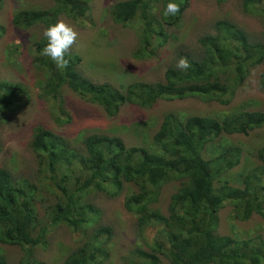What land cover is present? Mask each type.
I'll return each mask as SVG.
<instances>
[{
  "label": "trees",
  "instance_id": "1",
  "mask_svg": "<svg viewBox=\"0 0 264 264\" xmlns=\"http://www.w3.org/2000/svg\"><path fill=\"white\" fill-rule=\"evenodd\" d=\"M92 1L53 0L48 9L16 10L12 25L44 31L63 18L83 22L91 14ZM226 1L217 0L219 4ZM169 2L126 0L113 2L107 9L115 24H134L141 30L132 54L136 61L157 58L159 48L178 40L167 29L183 22L190 0H174L180 5L176 16L164 14ZM242 6L247 14L264 18V0H243ZM3 30L0 27V33ZM37 37L31 56L42 77L35 94L63 125L72 121L62 110L66 90L102 109L108 118L117 117L125 106L151 109L161 101L190 98L229 106L252 71L264 67V43L255 42L226 20L218 21L191 51L177 49L175 63L161 81L121 87L87 78L78 69L82 57L77 53L68 52V66L58 67L40 54L47 40ZM180 57L191 65L186 71L175 67ZM261 83L264 87V72ZM30 97L23 85L0 80V116L6 117ZM112 131V136L81 131L76 137L82 145L79 150L66 138L38 126L31 137L37 175L17 177L0 167V245L24 250L18 264H46L35 256V249L46 248L51 229L60 226L82 235L79 247L64 264H105L111 255L113 230L95 227L99 216L87 203L88 197L100 192L116 197L123 191L128 194L125 208L137 218L139 237L148 244L147 250L137 248L125 264H264L260 238L218 234L219 215L226 205L232 206L239 221L256 215L264 218V145L257 134L264 131V112L245 108L201 116L172 112L142 146L128 147L119 131ZM248 138L252 140L246 142ZM173 184L177 186L164 213L156 206L163 188ZM91 228L95 230L89 235ZM0 264H9L1 248Z\"/></svg>",
  "mask_w": 264,
  "mask_h": 264
},
{
  "label": "rangeland",
  "instance_id": "2",
  "mask_svg": "<svg viewBox=\"0 0 264 264\" xmlns=\"http://www.w3.org/2000/svg\"><path fill=\"white\" fill-rule=\"evenodd\" d=\"M121 1L126 0H93L91 14L85 21L62 19L79 33L76 43L69 50L82 57L78 69L98 84L109 83L121 87L136 81H161L166 69L175 63L176 50L191 51L198 39L212 33L215 24L222 20L235 23L252 40L264 43V18L247 14L242 6L243 0H227L222 4L217 0H190L183 22L167 29L178 40H171L159 48L157 58L136 61L132 54L137 49L141 30L135 29L134 24L117 25L106 14L113 2L116 4ZM53 4V0H0V27L4 29L0 33V80L21 84L31 95L26 102L11 109L6 117L0 116V167L12 170L17 177L33 179L38 173L37 159L31 149V137L38 126L66 138L73 148L79 150L82 145L76 137L81 131L112 136L113 129L119 131L117 135L124 139L128 147H132L142 146L148 137H153L165 116L172 112L200 116L227 112L232 108L264 112V87L261 83L264 67L261 66L252 71L245 86L237 92L229 106L190 98L174 102L161 101L151 109L125 106L117 117L108 118L102 109L66 90L62 110L65 114L66 111L69 113L72 121L66 125L59 124L35 94V85L42 75L33 67L31 47L34 36L41 38L44 31H24L12 25L16 10L48 9ZM106 62H109V66H104ZM257 134L262 135L264 145V131ZM238 138L233 137L234 140ZM245 140L250 142L252 139ZM175 186L166 185L163 188L156 207L164 213H167ZM127 195L126 191L116 197L100 192L88 197L87 203L94 207L99 216L95 227H110L113 230L111 255L105 264H125V259L137 248L148 249L146 240L139 237L137 218L125 208ZM43 213L41 211V215ZM219 218V235L237 236L244 240L260 238L264 241V218L261 216L256 215L242 222L235 218L232 206L226 205ZM94 230L89 229L88 234ZM152 236V233L148 235L149 238ZM81 238V234L71 232L66 226L52 228L48 246L35 249L34 254L46 264H64L69 254L79 247ZM0 248L9 264H18L24 256V250L20 247L0 245Z\"/></svg>",
  "mask_w": 264,
  "mask_h": 264
},
{
  "label": "clouds",
  "instance_id": "3",
  "mask_svg": "<svg viewBox=\"0 0 264 264\" xmlns=\"http://www.w3.org/2000/svg\"><path fill=\"white\" fill-rule=\"evenodd\" d=\"M180 12V5L170 0L165 9V15L176 16ZM47 40L46 46L41 50V55L50 58L58 67L65 68L69 61L66 54L76 43L79 33L64 20H58L55 24L49 25L43 32ZM186 57H180L176 61L175 67L181 71H186L190 67Z\"/></svg>",
  "mask_w": 264,
  "mask_h": 264
}]
</instances>
